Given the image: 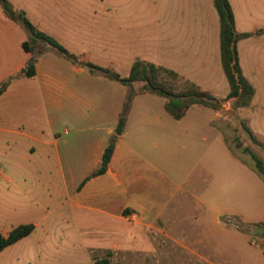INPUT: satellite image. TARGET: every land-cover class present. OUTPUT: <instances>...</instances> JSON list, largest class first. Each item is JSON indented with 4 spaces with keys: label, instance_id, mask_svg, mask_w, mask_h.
<instances>
[{
    "label": "rangeland",
    "instance_id": "1",
    "mask_svg": "<svg viewBox=\"0 0 264 264\" xmlns=\"http://www.w3.org/2000/svg\"><path fill=\"white\" fill-rule=\"evenodd\" d=\"M9 1L15 9L25 11L42 31L55 37L79 60L76 63L92 73V81L84 85L83 109L88 114L85 113L83 125L101 128L108 122L109 112L116 111L119 117L125 114L130 118L129 128L134 126L142 132L145 128L146 136L155 132L162 140L160 151L165 164L172 162L173 149L167 147L170 145L166 141L173 138L179 186L186 175L189 179L186 188H180L179 197H183L187 188L192 189L197 198L190 210L198 218L201 215L208 218L213 244L218 247L214 241L224 240L228 245L223 242L224 246L218 247L221 252L214 251L215 245L208 246L206 257L216 263L228 248L238 249V244L233 246L229 241L231 237L220 235L208 223L211 215L207 213L211 210L208 212V206H202L199 201L207 197L211 206L217 202L228 207L238 205L246 212L264 203V183L260 180L258 187L245 173L249 164L253 169L255 166L251 152L264 156V144H261L264 141V0H229L236 32L253 33L236 43L241 73L253 89L241 97L242 106L237 96H228L230 85L220 60L219 16L214 0ZM36 42H39L37 46ZM36 42V52L47 48L44 42ZM136 60L165 66L215 99L209 100L210 106H190L177 119L166 109L168 99L147 93L143 81L125 85L105 74L109 69L127 76ZM173 87L176 92L189 89L181 78L174 81ZM72 121V118L65 120L58 132L64 127L72 128ZM102 132V129L87 132L82 157L70 160L77 177L91 175L92 150L87 142ZM251 134L260 144L252 140ZM62 135L63 139L65 135ZM72 137L73 134L69 135ZM8 148L6 145L4 150ZM61 151H64L62 146ZM54 164L57 167L55 160ZM0 169L6 170L1 152ZM255 175L259 178L256 172ZM61 202L58 205L61 209L54 210L46 229L36 230L28 239L0 254V264H94L96 258L104 256L111 257L110 264H206L183 247L168 242L153 244L143 235L139 223L127 221L125 228L121 225L116 229L113 219H105V215L90 207V204L95 207L90 199L86 202L89 207L76 209L74 213L67 201ZM237 223L239 219L233 218L231 224L236 229ZM185 233L198 238L203 231L195 228ZM196 249L201 253L204 246Z\"/></svg>",
    "mask_w": 264,
    "mask_h": 264
},
{
    "label": "crops",
    "instance_id": "2",
    "mask_svg": "<svg viewBox=\"0 0 264 264\" xmlns=\"http://www.w3.org/2000/svg\"><path fill=\"white\" fill-rule=\"evenodd\" d=\"M28 38L29 34L23 26L8 18L0 8V85L8 81L6 89L0 94V152L6 167L0 174V232L7 236L17 225H35L30 235L0 254L28 239L36 230L46 229L54 210L61 209L58 205L62 204V199L68 202L71 213L89 207L86 202L90 199L95 203V207L91 204L90 207L97 214L105 215V219H113L116 229L121 225L125 228L127 221L139 223L143 235L153 244L168 242L183 247L206 264H264L261 248L264 247V238H257L258 243L255 244L256 239L231 224L233 218L245 222L263 221L264 203L254 205L252 211L246 212L238 205L228 207L217 202L211 206L207 197L200 199L199 204L208 206V212L211 210L207 213L211 215L208 223L211 222L220 235L231 237L229 241L233 246L238 244V249L230 247L226 253L220 254L216 263L206 257L208 246L215 245L214 251L221 252L218 247L228 245L224 240L214 241L218 247L213 244L208 218L204 219L202 215L198 218L190 210V205L194 207L197 198L192 189L187 188L183 197H179L180 188L185 189V182L189 179L186 175L182 186H179L181 180L174 168L173 138L168 140L171 143L166 141L170 145L167 147L173 149L172 162L165 164L161 159L162 140L155 132L146 136L145 128L143 132L134 129V126L129 128L130 118L126 117L123 133L118 137L107 171L96 175L103 152L115 133L120 113L109 112L106 115L108 122L101 128L84 126L83 118L85 113L88 114L83 109L84 85L90 84L92 73L49 45L41 52H36L35 47L33 52L26 51L23 43ZM35 44L37 46L39 42ZM34 53L37 57L36 73L29 77L26 65ZM86 61L89 62V59ZM69 118L73 119L72 128L64 127L62 132H58L59 125ZM100 129L102 134L87 142L91 143L89 158L93 171L90 176L77 177L70 160L82 157V146L87 139L84 135ZM62 133L65 135L63 139ZM71 134L73 137L69 138ZM6 145L9 148L5 151ZM61 146L64 147L63 152ZM72 150L80 153L73 154ZM260 157L264 161V156ZM255 172L250 164L245 168L248 178L260 187V180L262 184L264 181L256 172L257 178ZM195 228L203 231L200 237H190L189 233H185ZM197 246H204V250L197 252ZM109 259L111 263V257Z\"/></svg>",
    "mask_w": 264,
    "mask_h": 264
},
{
    "label": "trees",
    "instance_id": "3",
    "mask_svg": "<svg viewBox=\"0 0 264 264\" xmlns=\"http://www.w3.org/2000/svg\"><path fill=\"white\" fill-rule=\"evenodd\" d=\"M0 6L8 18L20 23L28 32L29 38L23 43V47L26 51L33 52L34 42L42 41L46 45L57 49L59 53L69 60L79 62V60L70 54L68 50L53 36L39 29L28 18L25 11L15 9L9 0H0ZM214 6L219 16L220 23L219 37L221 64L223 72L230 85L228 96H237L238 104L239 106H242L244 103L242 102L241 97L247 93H252L253 89L248 86L241 73L236 43L239 38L251 36L253 33L240 34L236 32L234 13L229 0H214ZM257 33L259 32H256V34ZM36 61L37 57L36 53H34L26 65L27 76L32 77L35 75ZM88 65L93 69L95 68L91 63H88ZM110 71L109 69H106L105 74L125 85L133 84L135 81H143L147 93L156 94L168 99L166 109L177 119L183 117L190 106L197 104L210 106V103H208L209 100L215 99L206 94L205 90H202L197 84L162 65L136 60L127 76H121L119 73ZM167 76L169 78H167ZM179 78L185 80L186 84L189 85V89L182 92H176L174 90V81ZM7 85L8 81H5L0 85V94L6 89ZM125 123L126 117L125 114H123L119 117L115 133L111 136L109 144L103 152L102 162L99 169L95 172L96 175L103 174L107 171L114 153L116 142L118 137L123 133ZM251 138L256 144H260L253 134H251ZM251 155L252 159L255 161L254 169L264 181V161L255 152H251ZM235 225L239 231L249 235L252 239L264 238V220L259 222H245L239 219V223ZM34 229L35 225L33 223H26L13 227L7 236L0 232V252L30 235ZM94 264H110V259L108 257H103L97 259Z\"/></svg>",
    "mask_w": 264,
    "mask_h": 264
},
{
    "label": "built area",
    "instance_id": "4",
    "mask_svg": "<svg viewBox=\"0 0 264 264\" xmlns=\"http://www.w3.org/2000/svg\"><path fill=\"white\" fill-rule=\"evenodd\" d=\"M2 170L0 169V174H1Z\"/></svg>",
    "mask_w": 264,
    "mask_h": 264
}]
</instances>
